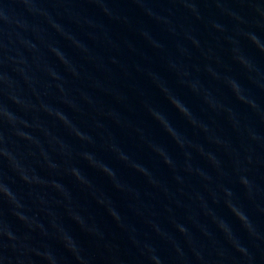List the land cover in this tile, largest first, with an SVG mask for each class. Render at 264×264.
Returning a JSON list of instances; mask_svg holds the SVG:
<instances>
[{
  "label": "water",
  "instance_id": "obj_1",
  "mask_svg": "<svg viewBox=\"0 0 264 264\" xmlns=\"http://www.w3.org/2000/svg\"><path fill=\"white\" fill-rule=\"evenodd\" d=\"M189 2L195 5L198 16L184 7L181 0H140V3L102 0L121 17L117 20L106 16L92 0H37L38 7L50 15L28 17L40 31L39 38L31 31L24 33L29 44L34 45L31 51L23 50L26 64L17 66L24 68V73L14 71L10 64H0V72L13 80L16 95L27 107L15 104L5 94L3 85H0V104L18 119L28 122L29 127L19 123L16 127L29 133L35 142L16 137L12 127L3 121H0V135L22 158L28 174H35L44 183L23 182L11 172L3 158H0V179L22 198L25 207L20 211L43 224L48 236H43L39 229H28L12 216L4 200H0V219L11 224L18 235L28 234L33 246L55 250L63 264L80 262L60 244L51 224L53 219L87 250L85 255L97 256V264H101V254H109L103 247L105 243L112 245L123 259L134 258L137 249L128 239L130 232L138 240L156 247L165 264H181L180 254L173 244L156 233L152 224L175 241L188 264H200L176 229V223L189 229L205 260L215 261L218 257L214 248L227 245L212 216L207 214L209 210L225 220L254 250L242 223L225 202L222 187L232 189L233 202L242 207L253 225L264 233V166L253 168L250 173L255 187L249 198L236 182L237 174L229 155V149L239 150L243 155L241 145L246 143L234 127V121L240 129L252 127L264 134V52L240 35V31H253L264 42V29L251 22L254 16L240 0ZM0 3L10 6L18 18L28 15L22 0H0ZM65 8L71 9L74 15L69 16ZM226 10L239 12L249 23L237 22ZM146 11L159 19L147 15ZM53 24L61 25L63 31H57ZM214 24H220L223 31L213 27ZM8 27L0 22V31H7ZM228 37L239 40L241 51L254 60L258 71H248L233 58L234 45ZM149 38L161 47L150 43ZM192 39L198 41V45H194ZM80 43L87 45V53L78 46ZM49 45L61 51L69 63H62ZM170 63L188 75H177ZM73 68L78 75L73 74ZM49 69L55 71L59 79L53 78ZM228 78L239 82L246 99H251L257 109L237 98L226 82ZM98 83L102 87H97ZM189 84H196L197 91L193 92ZM161 85L189 107L190 117L171 103L169 93L162 90ZM85 96L92 102L85 100ZM206 96L211 103L205 100ZM43 106L60 111L72 126L90 136L92 142L79 139L72 128L49 115ZM150 108L166 118L178 134L179 142L151 116ZM193 118L195 124L190 122ZM217 138L225 143H215ZM57 141L64 144L63 151ZM154 146L165 149L173 161L171 166L163 163V157L154 151ZM114 148L123 151L129 160H120ZM85 151L93 153L98 161L112 169L115 177L110 178L89 165L80 155ZM206 153L222 161V171L211 165ZM48 162L56 167L49 168ZM133 164L143 166L150 175L140 173ZM73 166L80 169L90 184H82L69 174L67 169ZM200 172L211 180H205ZM152 180L157 183L153 184ZM53 181L63 185L68 195L52 187ZM115 183H120L122 189L118 190ZM98 199L110 201L121 215L124 227L113 220L107 212V204H99ZM70 212L83 216L89 226L98 227L104 233V240L98 242L83 231ZM202 227L213 237H204ZM229 252L232 254L230 249ZM34 259L40 264L39 258ZM258 264H264V253L258 255Z\"/></svg>",
  "mask_w": 264,
  "mask_h": 264
},
{
  "label": "clouds",
  "instance_id": "obj_2",
  "mask_svg": "<svg viewBox=\"0 0 264 264\" xmlns=\"http://www.w3.org/2000/svg\"><path fill=\"white\" fill-rule=\"evenodd\" d=\"M93 3L98 4L103 10L104 14L113 19H121L120 16L116 15L111 9H109L105 4L102 3V0H92ZM242 5H245L250 13L253 14L254 18L251 21L257 28L264 29V0H240ZM24 9L27 12V17L18 18L16 13L11 10L10 6H5L0 3V22L8 25L7 31H0V64H10L13 66L14 71H18L19 73H24V68L17 67L18 65L26 64V59L23 55V50L31 51L34 48V45L29 44L28 37L24 35V33L31 31L37 38H39L40 29L29 22L28 17H36V16H44L48 17L50 14L43 9H40L37 4V0H22ZM137 3H140V0H137ZM184 7L190 9L193 14L199 15L195 5L189 0H181ZM218 6H220L218 4ZM6 7L8 10H6ZM143 7V5H141ZM228 11V15L232 16L237 22L241 24H247L249 21L245 18L244 15L240 14L236 11L226 10ZM65 12L72 16L74 13L71 9L65 8ZM146 14L149 16L155 17V14L146 11ZM75 15H80V13H75ZM159 19V17H155ZM89 24H92V20L86 21ZM53 27L57 29V31H63V28L59 24H53ZM102 27V25L100 26ZM213 27L216 29L223 31V27L220 24H214ZM141 35L148 36L146 32H141ZM240 35L246 38L251 44L255 45L257 49L261 52H264V42L260 39V37L253 31H240ZM191 39V37H190ZM229 41L234 45L231 51L233 53V58L240 63L245 69L248 71H258L254 60L248 56H246L239 46V40L234 39L232 37H228ZM150 43L154 44L156 47H161L152 41L149 38ZM192 43L194 45H198V41L192 39ZM84 52H88L87 45L80 43L78 45ZM50 51L55 54L59 60L67 65L69 62L65 58V56L59 51L55 46L49 45ZM115 63V61H112ZM100 67L103 68V64H100ZM170 67L177 73L179 76H187L188 73L183 71L180 67L175 64L170 63ZM74 75H78L76 70L71 69ZM208 71L215 76L216 73L212 71L211 68ZM49 74L56 79H59L57 73L49 69ZM149 75H152L149 73ZM27 79V77H25ZM181 83H185V81L181 80ZM227 84L232 89V91L236 94L237 98L250 105L253 109H257V105L251 100L246 99L243 94V89L241 88L239 82L235 79L228 78ZM0 85L4 86L5 94L17 105H24V102L18 98L15 93L14 82L13 80L3 72H0ZM189 88L195 92L197 91L196 84H189ZM97 87H102L99 83ZM162 87V90L169 93V100L171 103L185 116H191V110L184 103H182L175 96L170 94V90L166 87ZM63 91V89H61ZM85 100H88L89 103L92 101L89 100L87 96L84 97ZM205 100L208 101V97H205ZM71 104L70 101H66ZM211 103L210 101H208ZM75 107V105H72ZM215 107V105H212ZM44 110L49 115L56 116L61 122H63L66 126L72 128V131L75 135L85 141L92 142V138L87 136L77 130L74 126L71 125L69 119L63 115L60 111L54 110L48 106H43ZM149 112L151 116L164 125L165 130L170 133L173 138L178 140V134L174 131L172 126L166 120V118L154 108H150ZM0 121L6 122L9 124L16 137H19L23 140L34 141L33 137L16 127L17 123L24 125V127H29L27 121L18 119V117L13 114L6 106L0 104ZM191 123L195 124V119H191ZM234 127H237V130L241 132V135L245 138L246 143L241 145L243 150V155H241V151L236 149H229V155L231 157V162L234 168L236 176V182L243 187L246 191V194L249 198H251L254 194V180L250 173L253 171V168L258 166H264V134L259 133L252 127H245L240 129L238 127V122L234 121ZM206 130V129H205ZM179 142V140H178ZM60 145V150H64V144L60 141H57ZM215 143L224 144L225 142L216 139ZM183 147V144H181ZM116 151L118 158L122 161H128L129 157L119 149H113ZM259 150V151H258ZM154 151L163 157V163L165 165L171 166L173 161L170 156L165 153V149L162 147H155ZM203 152V150H201ZM84 160H86L89 165L92 167L98 168L105 174H107L110 178L115 177V172L110 169L107 165L98 161L95 155L91 152L85 151L80 154ZM207 159L211 163V165L216 168L218 171H222V161L218 159L212 153H206ZM0 158H3L7 161V166L14 174L18 175L19 178L27 183H44L43 180H40L35 174L30 176L28 174L29 169L26 168L21 162L22 158L18 157V155L7 146L5 141V137L0 135ZM45 160L48 161L47 156H45ZM49 168H55L56 165L48 162ZM137 171L143 173L146 176H149V172L146 168L139 164H133ZM191 169H189L190 171ZM69 174L73 176L78 182L88 185L90 181L85 178V176L81 173L80 169L73 166L67 169ZM34 172V170H33ZM200 175L205 180H211L210 176L205 175V173L200 172ZM179 181L180 177H176ZM153 184L157 183L155 180L151 181ZM114 186L120 190L122 189V185L120 183H115ZM52 187H54L61 194L67 196L68 193L60 183L53 181ZM167 191V189H165ZM221 192L227 203L228 207L231 209L232 213L236 216V218L242 223L243 228L246 230L248 234V239L254 245L253 248H250L248 244L244 243L239 236H237L231 226L222 218H219L212 214L209 210L207 212L208 215L212 216V220L215 223L216 227L223 234V239L227 247L221 246L219 248H214L215 254L218 257L215 261L205 260L202 252L198 249L196 240L189 229L179 223L175 224L178 232L185 238L186 242L190 246V250L195 255L196 259L200 262V264H258V255L264 253V233L259 231L257 227L253 225V223L249 220L246 212L240 207L237 203H234V194L231 188L222 187ZM215 197V194H213ZM197 199H200L197 196ZM0 200H4L10 207L11 215L14 216L17 220L22 222L28 229L36 230L39 229L40 233L43 236H48V232L45 229L44 225L39 223L35 218L28 216L24 212L20 211L25 206L22 203V198L18 195L14 189L4 181V179H0ZM97 202L103 206L107 204V212L113 218V220L120 226L124 227L122 222V217L118 213V211L111 206L110 201H106L105 199H98ZM218 202V201H217ZM43 203V201H41ZM72 218L81 226L83 231L93 236L98 242L104 240V233L96 226H89L85 218L78 213L70 212ZM52 227L56 229L57 239L60 244L66 249L68 252L75 255L76 260L80 262V264H97V256L95 254H87V250L81 246V244L66 230L60 227L56 220L53 219L51 221ZM152 227L156 233H158L162 238L169 240L175 251L180 254L181 264H188V261L184 257V253L182 250L175 245V241L172 240L167 233L162 232L159 226L156 224H152ZM202 235L206 238H212L213 234L208 231L206 228H201ZM128 239L131 241L132 245L137 249V255L134 258L129 260L123 259L116 251L112 245L105 243L103 247L107 249L108 255L101 254L99 260L101 264H165L164 259L160 257L158 254V250L151 243L147 241H140L133 235L131 232L129 233ZM31 237L28 234L24 236H20L14 230L13 226L9 224L6 220L0 219V264H37V260L34 258H39L40 264H63V259L60 257L55 250L50 247H35L30 243ZM213 245L216 244L215 239L212 240ZM231 250V253L229 252Z\"/></svg>",
  "mask_w": 264,
  "mask_h": 264
}]
</instances>
